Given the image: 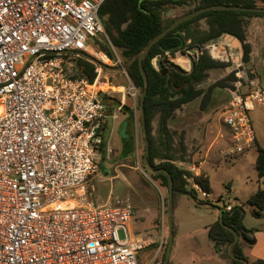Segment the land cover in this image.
<instances>
[{"label":"built area","instance_id":"2783aa9c","mask_svg":"<svg viewBox=\"0 0 264 264\" xmlns=\"http://www.w3.org/2000/svg\"><path fill=\"white\" fill-rule=\"evenodd\" d=\"M104 1L0 0V264H141L148 243L129 226L133 208L95 204L81 189L98 168L104 124L123 104L110 110L103 96L136 94L105 72L117 66L128 78L99 15ZM206 47L238 69L220 119L223 155L240 154L257 141L250 112L264 103V84L219 43ZM73 58L94 63L92 81L72 74Z\"/></svg>","mask_w":264,"mask_h":264},{"label":"rangeland","instance_id":"374dc122","mask_svg":"<svg viewBox=\"0 0 264 264\" xmlns=\"http://www.w3.org/2000/svg\"><path fill=\"white\" fill-rule=\"evenodd\" d=\"M194 6L193 2L180 6L168 5L164 8L162 17L164 20L177 18ZM200 23L202 28L207 27L204 19ZM226 39L223 36L212 42L219 43L222 49L241 63V73L257 76L264 84V17L257 16L249 20L246 29V40L251 46L248 62L242 61V44H235L231 39H227V42ZM177 55H181L179 51L174 54L167 53L166 57L181 68L189 69L188 59L187 66L183 67L178 59L175 60ZM227 62L230 64L225 67L208 70V77L197 84V87L206 92L210 85L224 78L229 71H238L233 68L230 56ZM67 66L72 69V64ZM154 66L157 68L155 62ZM116 67L107 68L105 71L109 82L115 86H134L130 77L121 74ZM135 89L136 94L133 96L125 90L124 98V105L130 109L133 105L135 109V140L130 138L126 140V144L122 143L125 151L117 155V145L114 142L118 141V136L116 133L111 134L109 145L106 144L101 150L96 172L90 175L86 186L81 189L95 204L132 207L134 216L129 226L135 235L148 243L139 254L140 262L159 264L164 259L168 244V187L144 165V140L139 114L140 90L136 87ZM113 97L120 99V102L123 99L121 92L113 93ZM229 97V88L214 87L204 108L200 106V96L185 104L168 119L177 157L182 155L183 158V161L177 159L174 163L194 174L189 167L203 160L201 168L210 181V195L207 199L197 191V199L186 194L173 193V245L168 264H233L231 246L223 245L221 251L216 250L207 235L208 226L219 218L224 208L223 203L233 205L239 203V200H245L257 190L258 183L254 146L247 152L232 156L222 153L227 146L225 136L229 132L220 119V112ZM250 116L256 139L264 146V106L257 105L250 112ZM158 121L159 114H155L152 119L154 137H158ZM181 140L185 144L184 153L179 148ZM160 161L156 159L155 163ZM198 174L200 173L195 175ZM186 187L192 188L190 177L187 178ZM205 201L207 204L203 203ZM252 210V206L244 205L243 227L246 230L254 229L256 241L249 244L240 237L248 264L257 258H264V216L257 217ZM119 235L122 237V231H119Z\"/></svg>","mask_w":264,"mask_h":264},{"label":"trees","instance_id":"16d2710c","mask_svg":"<svg viewBox=\"0 0 264 264\" xmlns=\"http://www.w3.org/2000/svg\"><path fill=\"white\" fill-rule=\"evenodd\" d=\"M189 2L195 3L192 10L214 4L264 7V0H105L101 5L99 15L108 38L125 63L127 74L133 85L140 92L144 87V79L139 68L137 54L154 35L176 19L164 20L162 17L164 8L168 5H187ZM257 16L264 17V12L223 9L202 12L183 21L159 39L142 61L148 78L144 106L150 148L149 160L155 168H165L171 174L174 194H186L197 199L196 191L186 187L188 177H191L207 192H210V185L204 173L195 175L174 163L177 159L183 161V158L182 155L177 157V149L173 145V135L168 127V119L177 109L200 96H202L200 106L204 108L214 87L229 89L234 87L233 82L237 79L234 70L229 71L224 78L215 81L206 92L197 87V84L208 77V70L230 64L227 61L213 58L206 45L222 38L227 33L231 34L237 37L242 44V61L248 62L251 46L246 40V29L250 18ZM202 19L205 20L206 28L201 27ZM99 46L102 51L114 57L108 43H100ZM172 47H176V51L182 53L190 48L198 50L199 54L190 71L181 68L166 57L167 53L164 49ZM158 56L162 66L161 70L153 64V59ZM177 57L179 64L186 67V58L182 55H177ZM72 60L74 62L73 75L86 76L91 81L94 79L96 74L93 62L86 58H73ZM103 98L110 110L120 103V99H115L113 95H104ZM155 114H159L158 137L152 134V119ZM106 139L104 134V146ZM179 148L182 153L185 152L183 140L180 141ZM254 148L257 153L255 160L259 182L257 191L245 201L233 204L229 210L224 207L219 218L211 223L207 230V235L216 250L221 251L223 245L231 246L233 264H248V258L243 251V242L240 239V237H249L243 227L244 205L252 206V212L257 217L262 216L264 211V147L256 141ZM156 159L161 161L155 163ZM153 175L161 178L164 185L168 187L167 175L161 172L153 173ZM203 203L207 204L206 201ZM247 231L253 233L254 229ZM250 264H264V259L257 258Z\"/></svg>","mask_w":264,"mask_h":264},{"label":"water","instance_id":"95a60500","mask_svg":"<svg viewBox=\"0 0 264 264\" xmlns=\"http://www.w3.org/2000/svg\"><path fill=\"white\" fill-rule=\"evenodd\" d=\"M215 9H223V10H243V11H258V12H264V7H246L242 5H227V4H214L209 6L200 7L197 9H194L190 12H187L185 14L180 15L176 19H174L170 24H168L166 27H164L160 32H158L156 35H154L147 43L146 45L140 50V52L137 54L138 64L141 71V74L144 79V87L140 92L139 95V114H140V121H141V128L143 133V140H144V154H143V162L145 167H147L151 172L157 173L161 172L167 175L168 177V204H167V220H168V244L165 250L164 259L159 264H168L171 248L173 245V180L171 177V174L165 169V168H155L149 160V138H148V132H147V125H146V116H145V96L148 88V78L146 71L143 67L142 61L144 57L148 54L150 48L163 36H165L169 31L174 29L176 26H178L183 21L190 19L196 15H199L202 12L208 11V10H215ZM227 39H231L235 44H241L240 40L231 35V34H225L224 35ZM166 53H176V47L167 48L164 49ZM182 56H184L186 59H188L189 62V69L187 71H190L194 65V61L199 54L198 50L194 48L188 49L185 53L180 52ZM155 64L158 68V70L162 69V66L159 62V56L155 58ZM248 233V231H245ZM244 241L247 243H254V238L247 239L245 237H242Z\"/></svg>","mask_w":264,"mask_h":264},{"label":"crops","instance_id":"0c3cea01","mask_svg":"<svg viewBox=\"0 0 264 264\" xmlns=\"http://www.w3.org/2000/svg\"><path fill=\"white\" fill-rule=\"evenodd\" d=\"M226 41L228 42V40L226 39ZM178 57L175 58V60H177ZM155 62V60H154ZM179 62V60H178ZM123 100V104L121 106L122 110H120L118 112V117L116 119H110L108 118L104 124V134L106 135V144L109 145V142H110V138H111V134L113 133H116V135L118 136V141L117 142H114L116 145H117V148H116V154L119 155L121 153H123L125 150H124V145L123 144H126V140L127 139H130V138H133L135 140V137H136V131H135V124H134V121H135V109L132 105V108L130 109V107L128 108L127 106L124 105V100L125 99H122ZM229 99H226L225 101V104H227ZM187 104V103H186ZM224 104V105H225ZM118 105V104H117ZM185 105V104H184ZM183 105V106H184ZM223 105V106H224ZM183 106L180 108L182 109ZM261 106H264V103L261 104ZM179 110V109H177ZM176 110V111H177ZM142 129V128H141ZM216 141V140H215ZM262 147H264L259 141H257ZM249 150V149H248ZM247 150V151H248ZM223 151V150H222ZM245 151V152H247ZM256 151V150H255ZM256 155L257 153H255V157H254V165H255V160H256ZM129 156V155H128ZM203 163V160H200L198 162L197 165L193 164L192 166H195L196 167V170H197V173H204L208 180H209V177L208 175L202 170L201 168V165ZM191 167H189L190 169ZM256 168V167H255ZM257 172V170H256ZM257 183H258V187H259V182H258V175H257ZM209 185H210V181H209ZM86 186V185H85ZM258 189V188H257ZM83 191V190H82ZM257 190H255L254 192H256ZM254 192H252L251 194H253ZM250 194V195H251ZM249 195V196H250ZM248 196V197H249ZM86 197V200L87 201H92L94 202V200L88 196H85ZM247 197V198H248ZM246 198V199H247ZM245 199V200H246ZM239 200V199H238ZM245 200H239L240 202H243ZM173 211H174V206H173ZM262 216H264V211L262 212ZM261 217V216H260ZM132 221V220H131ZM245 231H247L245 229ZM247 233V232H246ZM251 237L254 238L255 237V234L254 232L251 234ZM255 238H254V243H255ZM245 254V253H244ZM247 257V256H246ZM264 259V258H262ZM254 261V260H253Z\"/></svg>","mask_w":264,"mask_h":264},{"label":"flooded vegetation","instance_id":"af4514ba","mask_svg":"<svg viewBox=\"0 0 264 264\" xmlns=\"http://www.w3.org/2000/svg\"><path fill=\"white\" fill-rule=\"evenodd\" d=\"M247 234L249 235V237H247V239L252 238V237H251V234H252V233H249V232H248Z\"/></svg>","mask_w":264,"mask_h":264}]
</instances>
